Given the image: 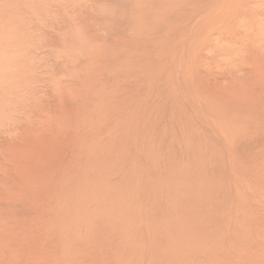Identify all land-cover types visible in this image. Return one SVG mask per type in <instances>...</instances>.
I'll return each mask as SVG.
<instances>
[{"label":"bare ground","instance_id":"6f19581e","mask_svg":"<svg viewBox=\"0 0 264 264\" xmlns=\"http://www.w3.org/2000/svg\"><path fill=\"white\" fill-rule=\"evenodd\" d=\"M75 4L14 48L45 69L1 50L0 264H115L119 204L170 260L264 264V0Z\"/></svg>","mask_w":264,"mask_h":264},{"label":"rangeland","instance_id":"374dc122","mask_svg":"<svg viewBox=\"0 0 264 264\" xmlns=\"http://www.w3.org/2000/svg\"><path fill=\"white\" fill-rule=\"evenodd\" d=\"M4 1H6L9 5H3V4H7V3L4 2ZM22 1H23V2H22ZM32 1L36 2L37 4H36V3L34 4ZM40 1H41V2H40ZM48 1L51 2L52 0H47V2H46L45 0H44V1L39 0L40 3H39L37 0H36V1H35V0H31V1H30V0H29V2H27V1H25V0H12V1H11V0H10V1H9V0H3V1H2L3 3L0 4V9H2V10H0V12H1V13H0V15H1V16H0V22H1V20H4V23H3V24H2V22L0 23V24H1L0 28L3 27L2 25H5V26H4L5 28H4V27L1 28V31H3V30L5 29L6 33H8V35H7V34H5V31H3L4 34H2V32L0 31V32H1V33H0V37H1V34H2L3 36H6V35H7V36L9 37V35H10L11 38H16V39H11V38L9 37V38H10L9 40L7 39L8 37H7V38H6V37L4 38V37L2 36V37L0 38V43H1V39H2V43L0 44V53L2 54V56H1V54H0V57H1V58H0V69H1V70H0V73H1V71H2V66H3V68H4V63H5L4 60L9 59V57L13 58V56H14L15 59H16V57H20V60L18 59L19 62L25 63V65H27V66H26V69H27V70H28V68H29V70H30V68H31V70H33V68H34V69L38 70V72H39V71L43 70V68L45 69V66H44V65L46 64V63H45V62H46V61H45V60H46V59H45V58H46V55H43V54L40 55V54H39L40 56L37 55V56H39L38 58H36L37 56H36V57L33 56V57L35 58L34 60L36 61V64H35V65H37V66H35V65H33L35 61L33 60V57L28 53V48L38 47L37 45H39L40 42H41V40H40V39H41V35H40L39 30H38V31H37V30L34 31L33 29H31V28H32L31 24L34 22L33 19L35 20V18H36V19H40V18H41L40 16H36V15H35V14L37 13L38 10H40V11L42 10V11H47V12H48V10H47V9H48V5H46V3H47V4L50 3V2H48ZM30 2H31V3H30ZM44 2H45V3H44ZM71 2H72V3H71ZM76 2H79V0H70V4H74V5H76V4H75ZM0 3H1V0H0ZM23 3H24V4H23ZM26 3H27V5H25ZM29 3H30V4H29ZM38 3H39V4H38ZM12 4H13V6H12ZM16 4L19 5L18 7H20V9L22 8L21 10L18 8V10H20V11L17 10V5H16ZM20 4H21V5H20ZM40 4H41V5H40ZM1 5H2V6H5V7L3 8ZM10 5H11V6H10ZM15 5H16V6H15ZM28 5L31 6V7H29ZM32 5L34 6L33 8H32ZM35 5H37L38 7L35 6ZM25 6H26L27 8H25ZM6 7H7V8L9 7L8 10H6V9H7ZM12 7H13V8H12ZM23 7H24V8H23ZM35 7H37V8L35 9ZM46 7H47V8H46ZM11 8H12V9H11ZM43 8H44V9L46 8V9L44 10ZM15 9H16V10H15ZM25 9L29 11V12L27 11V12L29 13V15H27V12H26ZM32 9H34V11H33ZM22 10H23V11H22ZM24 10H25L26 13L24 12ZM4 11H5V12H4ZM7 11H8V13H6ZM11 11H12V13H13V12H14V13L12 14ZM16 11H17V13H15ZM3 12H4L5 14H8V15H4ZM20 12H21V13H20ZM32 12H34V13H32ZM38 12H39V11H38ZM22 13H23V14H22ZM30 13H31L32 17H30V18L28 17V18H27V16H31ZM2 14H3V15H2ZM24 14H25V15H24ZM33 14H34V15H33ZM17 15H19V17H18ZM20 15H21V17H20ZM23 15H24V16H23ZM5 16H6V17H5ZM14 17H16V18H14ZM17 17H18V18H17ZM23 17H24V18H23ZM4 18H5V19H4ZM22 18H23V19H22ZM25 18H26L27 20H25ZM31 18H33L32 21H31ZM50 18H51V17H50ZM16 19H17V20H16ZM28 19L30 20V21H29L30 24H28ZM5 20H7V22H6ZM9 20H10V21H9ZM21 20H22V21H21ZM12 21H14V22L16 21V22H15V23H14V22L12 23ZM26 21H27V22H26ZM40 21H41V20H40ZM8 22H9V23H8ZM18 22H20V23H18ZM6 23H7V25H6ZM10 23H11V24H10ZM14 24H15V25H14ZM17 24H18V25L20 24V25L22 26V30H23V31H22L21 29L18 28V27L21 28V26H20V25L18 26ZM16 25H17V26H16ZM24 25H25L26 27H25ZM14 26H15V27H14ZM30 26H31V27H30ZM23 27H24V29H23ZM11 28H12V29H11ZM27 28H28V29H27ZM8 29H9V30H8ZM16 29H17V30H16ZM18 29H19V31H18ZM26 29H27V30H26ZM14 30H15V31H14ZM28 30H30L31 32L28 31ZM9 31H10V32H9ZM11 31H12V32H11ZM17 31H18V32H17ZM26 31H27L28 33H27ZM36 31H37L38 33H37ZM19 32H20V35H19ZM25 32H26V33H25ZM14 33H16V35H14ZM31 33H33V34H31ZM25 34H26V35H25ZM28 34H29V35H28ZM21 35H22V36H21ZM30 35H32V36H30ZM34 35H35V37H34ZM23 36H24V37H23ZM25 36H26V37H25ZM39 36H40V37H39ZM18 37H19V38H18ZM20 37H21V39H20ZM29 37H30V38H29ZM36 37H37V39H36ZM38 37H39V40H38ZM22 38H23V39H22ZM25 38L29 39L30 42H29V40L26 39L28 42L25 41L26 44L24 45V41H22V40H25ZM3 39H4V42H3ZM6 39H7V40H6ZM18 39H20V40H18ZM34 39H35V40H34ZM5 40H6V41H9V45H7L8 42H6ZM10 40H11V41H10ZM32 40H33V41H32ZM36 40L39 41V42H37L38 44H36V42H35ZM15 41H16V42H15ZM18 41H19V42H18ZM5 42H6V43H5ZM10 42H11V43H10ZM14 42H15V43H14ZM20 42H21V43H20ZM32 42H33V43H32ZM27 43H28V45H27ZM31 43H32L33 46L31 45ZM2 44H6V45L4 46V45H2ZM14 44H15V46H14ZM20 44H21V46H20ZM17 45H19V47H22V45H23L24 47L27 46L28 48H27V50H22V52H20V50H19V52H18V50H15V49H14V48L17 47ZM29 45H30L31 47H30ZM35 45H36V46H35ZM3 46H4V47H3ZM6 46H7V47L10 46V47L13 48V49H11V48H6ZM2 48H3V50H2ZM5 48H6V49H5ZM4 49L6 50V55H5L6 57L3 55V52H5ZM1 50H2L3 52H2ZM8 50H9V52H8ZM10 52H12V53L14 52V53H13L14 55L11 53V54L13 55V56H12V55L10 54ZM23 52H24V54H23ZM25 52H26V53H25ZM4 54H5V53H4ZM8 54H9V55H8ZM16 54H17V55H16ZM18 54H19V55H18ZM21 54H22V55H21ZM25 54H26V56H29L28 59L26 58V56H23V55H25ZM20 55H21V56H20ZM3 56L5 57V59H4ZM7 56H8V57H7ZM15 56H16V57H15ZM22 56H23V57H22ZM30 56H31V57H30ZM42 56H43V57H42ZM24 57H25V58H24ZM44 57H45V58H44ZM42 58H44V59H42ZM3 59H4V60H3ZM22 59H26V60H22ZM31 59H32L34 62H33ZM38 59H39V60H38ZM41 60H42V61H41ZM23 61H24V62H23ZM27 61H28V62H27ZM29 61H30V62H29ZM2 62H3V63H2ZM40 62H41V64H40ZM27 63H29V64H27ZM30 63H31V64L33 63V64L30 65ZM42 63H44V64H42ZM29 65H30V67H29ZM42 65H43V68H42ZM33 66H34V67H33ZM38 66H39L40 68H38ZM27 67H28V68H27ZM39 69H40V70H39ZM29 70H28V71H29ZM33 71H34V72H33ZM33 71H32L31 74L35 73V70H33ZM2 74H3V73H1L0 76H1ZM1 78L3 79V78H5V77H4V76H3V77L1 76V77H0V80H2ZM5 80H6V79H5ZM5 80L3 79V82H2V83L0 82V91H1V92H0V104L3 102L2 100L5 101V98H3V96H1V95H3V92H2L3 89H1V88H2L3 85H4L3 83H4ZM5 82H6V81H5ZM2 98H3V99H2ZM119 206H120L121 208H120ZM119 206H118V207H119V208H118V211H121V212H119V214L121 215V218L119 217V214H117V215H118V216H117L118 218L116 219L117 222H115V223H120V222H121V223L119 224V225H120L119 228H121L120 230L122 231L123 228H124V232H125V234L127 233L126 236H125L124 233L122 234V238L124 239V237H125V239H124V240H125V242H124L125 246L127 247V249L130 247L129 249H130L132 255L134 254V253H133L134 250H132V249H135V250H136L138 247H139V248H141L142 246H143V247L140 249V252H138V253L142 254V255H141L142 257H141V256L138 257V255H140V254H137V252H136L137 255H136V256L133 255V257H132V255H131L129 249H128V250H127V249H124V250H123V248H126V247H124V244L122 243L123 240H120V239H119V235H118V234H121V233H120L121 231H120V230L118 231V229H119L118 226H119V225H117V224L114 225V226H117V227H115V229H116V231H117V234H116V235L118 236L117 239L120 240L119 245H120V243H121V246L119 247V245H118V247H119L120 249H121V247H122L121 250L117 247V256H118V257H115V259H116L115 261H116V262H121L120 260L122 259V262H123V260H124V264H125L126 262H127L126 264H128L129 262H130L129 264H131V261H133L134 259H137V257H138V259L135 260V262L133 261L135 264H136V262H138V260H139V263H138V264H140V262H141V264H143V263H145V264H149V261H150V264H151V263H152V264H156V262H155L156 259H155V261H153V259H152L151 257H149V255H150V256H151V255H154V256L156 255L155 258H157V261H160L159 258L162 259V257H164V256H165V258L168 259L169 262L166 261L167 263H162V264H170V263H171L170 261H172L173 264H178V261H177V260L181 261V258H183L181 255H183V256L186 255V254H183V253H185V252H182V253H181L180 250H175L174 253H175L176 255H174V253L172 252V254H173V255H172V260H170L171 257H170V258H168V257H169V255L171 256V252L168 253L167 250H165V251H163V252H162V251L160 252L159 250H161V249H157V248H156V250H155V248H154V247L151 245V243H150V242H152V240H151L150 242H149V241L146 242V243H150V244H148L147 246H146V243L143 244L145 241H147L146 239L150 240V238H149V236L145 233L144 230H141V231L138 230V229H139L138 224L146 220V219L143 217V215H144V212L147 211V207L144 208L145 210L142 209V210H143L142 213L139 212L140 215H139V213L136 214V216H138L137 218H136V217L134 218V217H133L134 214H132V213L127 212L126 210H124L125 208H123V207L121 206V204H119ZM123 206H124V204H123ZM124 207H125V206H124ZM122 210L126 211V214H125L124 217H122L123 214H124V211H122ZM142 210H140V211H142ZM118 211H117V213H118ZM127 214H130L131 216H130V215L126 216ZM141 215H142V216H141ZM139 216H141L144 220H143L142 218H140ZM127 217H130L131 219H130V218H127ZM115 218H116V216H115ZM122 218H123V219H122ZM125 218H126V219H125ZM138 218H139V219H138ZM118 219H120V220H118ZM124 219H125V220H124ZM128 219H129V220H128ZM133 219H134V220H133ZM135 219L138 220V221L136 222ZM141 219H142V220H141ZM116 220L114 219V221H116ZM123 220H124L125 222H127V223L129 222L128 225H127V223L125 224V223L123 222ZM131 220L134 221L133 223H135V222H136V223L133 225ZM140 220H141V221H140ZM119 221H120V222H119ZM122 223H123V224H122ZM124 224H125V226H130V225H131L132 227L130 226V227H126V228H125ZM136 225H137V226H136ZM123 226H124V227H123ZM133 226H134V227H133ZM117 228H118V229H117ZM127 228H128V230L131 229V228H134V229H131V230L128 231ZM135 228H136V230H137L138 232L135 231ZM133 230H134V231H133ZM131 231H132V232H131ZM139 231H140V232H139ZM122 232H123V231H122ZM128 232H129L130 235H131V233H132V236H130V235L128 234ZM130 232H131V233H130ZM133 232H134V233H133ZM136 232H137L138 235H135ZM142 232L145 233V234L143 235ZM139 233H141L142 235H140ZM133 234H134V235H133ZM117 236H116V237H117ZM123 236H124V237H123ZM143 236H147L148 238H146V237L143 238ZM127 237H128V238H127ZM130 237H132V238L134 237V238H133L134 241L131 240L132 238H130ZM126 238H127V239H126ZM129 238H130V239H129ZM137 238H138V239H137ZM139 238H140V239H139ZM141 239H142L143 241H140ZM129 240H131V242H134V244L130 243ZM138 240H139L140 243H142V244H140L139 242H135V241H138ZM127 241H128L129 243H128ZM137 243H139L140 246H139V244H137ZM129 244H132V245L128 246ZM134 245H136V246H134ZM144 245H145V248H144ZM132 246H133V248H132ZM149 246H150V247L152 246L151 249L154 248V250H150V247H149ZM136 247H137V248H136ZM148 248H149V251H150V252L152 251V254H150V252H148L149 255L147 256L146 253H147ZM145 249H146V250H145ZM138 250H139V249H138ZM142 250H143V252H142ZM162 250H163V249H162ZM119 251H122L123 253H122V252H119ZM145 251H146V253H145ZM156 251H157V252H156ZM177 251H178V252H177ZM118 252H119V255H118ZM127 253H128V254H127ZM154 253H155V254H154ZM156 253H157V254H156ZM160 253H161V254H160ZM163 253H166V255H165V254L163 255ZM177 253H178V255H180L181 257H180V256H177ZM179 253H180V254H179ZM121 254H122V255H125V256H121ZM144 254H146V257H147V258L145 257ZM189 254H190V253H188V256H189ZM160 255H162V257H161ZM167 255H168V256H167ZM119 256H121L120 259H119ZM143 256H144V257H143ZM157 256H160V257L158 258ZM166 256H167V257H166ZM173 256L176 257V258H178V259H177V260H176V259L174 260V257H173ZM188 256H187V257L184 256V258L182 259V262L179 263V264H186V263H188V260H186V259H189ZM122 257H123V258H122ZM124 257H125V258H124ZM126 257H127V258H126ZM130 257H132L133 259H131ZM148 257L151 258L152 260H151V259L149 260ZM152 257H153V256H152ZM129 258H130V259H129ZM140 258H141V259H140ZM145 258L148 260V262H147V260H146ZM153 258H154V257H153ZM126 259H127L128 261H127ZM142 259H143L145 262H142V261H143ZM184 259H185L186 262L184 261ZM125 260H126V261H125ZM129 260H130V261H129ZM161 261H162V260H161ZM173 261H174V262H173ZM116 262H115V264H120V263H116ZM146 262H147V263H146ZM175 262H176V263H175ZM172 263H171V264H172ZM121 264H122V263H121ZM132 264H133V263H132ZM159 264H161V263H159Z\"/></svg>","mask_w":264,"mask_h":264}]
</instances>
